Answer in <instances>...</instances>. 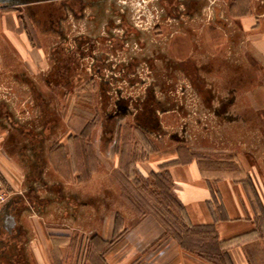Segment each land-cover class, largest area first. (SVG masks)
I'll use <instances>...</instances> for the list:
<instances>
[{
	"label": "crops",
	"instance_id": "crops-1",
	"mask_svg": "<svg viewBox=\"0 0 264 264\" xmlns=\"http://www.w3.org/2000/svg\"><path fill=\"white\" fill-rule=\"evenodd\" d=\"M150 2L157 13L146 11ZM139 6L145 11L136 21L129 8ZM148 55L152 70L174 64L176 80L189 79L182 64L197 63L205 84L200 96L157 87L158 129L139 124V89L123 92L107 80L132 72L131 86L139 85V58ZM96 92L108 121L98 138L89 132ZM196 104L219 122H239L217 112L225 107L264 121V0H0V179L10 191L0 224L16 242L12 264H66L69 248L80 264L86 246L101 255L94 264H215L165 236L153 214H128L114 174L127 173L116 147L130 120L158 143L137 160V172L167 165L189 223L212 225L232 264H264V182L243 151H230L236 167H227L188 139L159 143L164 113ZM101 142L108 151L96 148ZM95 152L112 163L100 169ZM128 220L134 223L122 225Z\"/></svg>",
	"mask_w": 264,
	"mask_h": 264
},
{
	"label": "rangeland",
	"instance_id": "rangeland-1",
	"mask_svg": "<svg viewBox=\"0 0 264 264\" xmlns=\"http://www.w3.org/2000/svg\"><path fill=\"white\" fill-rule=\"evenodd\" d=\"M133 9V10H132ZM149 9L155 13H157V6L152 4L150 2L149 6L147 7L146 11ZM129 11H131V14H135V19L138 21L136 12L143 13L144 9L142 7L135 8L130 7ZM134 11V12H133ZM159 13V12H158ZM138 14V15H139ZM157 16V15H156ZM160 32L155 31V35H159ZM161 34V33H160ZM157 38H160L157 36ZM162 38H160L161 40ZM166 39L161 40V43L164 44ZM141 55L139 54V57ZM152 57L151 55H148V57H142L139 58V85L135 84V86H131V82L136 81L134 74L132 72L128 73V75H123L118 79L115 76H112L110 79L107 78L111 82V84H108L110 87L117 88L122 87L123 92L127 90L128 92H136L137 89H139V99H145L146 97L152 96V93L149 94L150 88L155 93V89L158 87L160 88V91H163L165 94L167 93L165 88H168L170 92L171 90L169 85L175 86L176 90L179 89L181 92H185V90L193 89L199 93V96L201 95V89L200 87H204L205 84L203 82V79L199 77L198 74V68L197 63H185L182 64V70H184L185 74L189 79H183V77L173 78L175 66L172 63H169V65H165V68L163 71L159 70H152ZM166 57V56H165ZM138 60L133 59V61L129 64L128 67H126L128 70L134 69V62L136 63ZM133 63V64H132ZM232 65V64H231ZM169 69L172 70V72L168 71ZM178 69V67H177ZM179 70V69H178ZM209 79V78H208ZM207 79V80H208ZM174 80V83L173 81ZM186 80V82L184 81ZM206 81V79H204ZM131 81V82H129ZM121 82V84H120ZM100 80H96V90L97 86L99 85ZM225 88V86H224ZM175 92V91H174ZM197 94V93H196ZM195 93L187 94L188 99H192L194 102V99L192 98ZM178 96V94H177ZM197 97V96H196ZM202 97V96H201ZM203 98V97H202ZM196 99V98H195ZM96 106L90 107L95 111L96 109V116H97V122L96 127H91L92 131L90 130V133L96 134V137L98 138L100 131L103 132V129H108L107 126V118H106V112L104 110H100V104L98 103V92H96ZM154 100V99H153ZM198 104H196L197 107ZM202 107V104H200ZM198 105L197 109H186L183 111L172 112V113H164L163 117L165 119L166 128L163 129L166 140L160 139L159 143L162 146H168L169 144H172V141L169 140V136H176L177 138H180L181 140H189L190 143L193 145L203 148L201 151H206V153H212L214 156L226 157L229 155L230 151L239 149L241 152L243 151L242 155L244 160L247 163L253 164L252 170L254 172L253 177L260 180L261 182H264V124L263 120L260 119L256 114H254L252 111L244 108V109H234V110H228L225 106H228V104H223L225 107L222 110H217V112L223 113L224 116H230L232 118H239L238 124H227L224 122H219V119H217L215 115V111L211 109H202ZM163 114V112H162ZM191 114V117L193 119L191 120L190 124L184 123L185 118H187V115L189 116ZM161 114L159 115V117ZM243 119L244 121H241ZM135 126L133 125V122L130 120L127 124H125V128L123 129V137L121 138V141L117 142V151L121 153L118 157L119 164L125 170L127 173H115L114 179L118 182V186L121 190V196L123 200L127 203L128 207V214H135L140 216L139 210L136 209L131 201L127 198L128 196H132L134 192L132 191L133 187L136 189H139L140 185L137 184L139 180V175L142 174L140 169L139 172H137V166L136 162L139 160L141 162L144 158L148 156V152L150 150L151 145H157L158 143L156 140L151 136L149 132H145V134L142 132L141 129L139 131H135L133 128ZM85 130V129H84ZM81 131V132H84ZM86 132V131H85ZM120 132V130H119ZM118 132V133H119ZM158 141V140H157ZM240 142V143H239ZM99 150H109L110 146L109 144H105L104 142L99 143V146H96ZM96 153V159H95V165L101 167L108 165L109 163H112L111 161H107L108 158H100L98 155V152ZM254 153V154H252ZM87 154V153H86ZM248 156V157H247ZM87 158L83 159L81 161V164L83 165L88 164ZM250 161V162H249ZM92 161L90 160V163ZM229 163V162H228ZM235 164V162H233ZM231 167V164H229ZM126 207V208H127ZM130 218V217H129ZM131 219V218H130ZM134 221L128 220L127 222H122V225L130 226L133 224ZM118 234V232H117ZM115 236H118V235ZM81 245L83 238L81 237ZM85 240V239H84ZM71 242V239H70ZM75 242L77 240L75 239ZM100 243V242H99ZM85 245H87V242H85ZM71 249L69 248V253L66 254V264H75L76 259V249L71 252ZM87 246L85 251L81 253V259L80 264H88V258L92 259V263L95 258L97 260L98 257L101 256L99 254H91L89 252V249L87 250ZM94 264V263H93Z\"/></svg>",
	"mask_w": 264,
	"mask_h": 264
},
{
	"label": "trees",
	"instance_id": "trees-1",
	"mask_svg": "<svg viewBox=\"0 0 264 264\" xmlns=\"http://www.w3.org/2000/svg\"><path fill=\"white\" fill-rule=\"evenodd\" d=\"M215 164L236 165L231 161L232 154L217 157L206 153ZM229 162V163H228ZM250 181V179H246ZM139 189L133 187L134 194L127 198L140 214H153L165 228V236L175 238L179 244L197 255L215 263L232 264L224 245L227 241L219 240L212 225H192L187 219L186 209L174 190V183L167 165L161 171L149 176L139 175ZM229 243V242H228Z\"/></svg>",
	"mask_w": 264,
	"mask_h": 264
},
{
	"label": "flooded vegetation",
	"instance_id": "flooded-vegetation-1",
	"mask_svg": "<svg viewBox=\"0 0 264 264\" xmlns=\"http://www.w3.org/2000/svg\"><path fill=\"white\" fill-rule=\"evenodd\" d=\"M150 93L153 94V90L151 88H150L149 94ZM153 99L154 98L151 95L149 98L146 97L145 99H139V124L141 121L145 122V123L150 122L152 125V128L158 129L159 126L156 123V122H158V116H156V114H157L156 106L157 105H156L155 99L154 100ZM120 107H119V110L122 109ZM8 205H10V204L6 203L3 206V208L1 209L0 221H1V219L3 217V213H4L5 209H7ZM12 248H14V249L17 248L16 242H15L14 238L12 237V235L9 233V230L7 231L6 228L0 224V253H1L0 264H12V263H14L13 258L15 256H17V253H15L14 255L10 254L9 251H11Z\"/></svg>",
	"mask_w": 264,
	"mask_h": 264
},
{
	"label": "built area",
	"instance_id": "built-area-1",
	"mask_svg": "<svg viewBox=\"0 0 264 264\" xmlns=\"http://www.w3.org/2000/svg\"><path fill=\"white\" fill-rule=\"evenodd\" d=\"M10 198V191L5 182L0 179V211Z\"/></svg>",
	"mask_w": 264,
	"mask_h": 264
}]
</instances>
